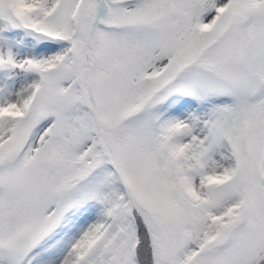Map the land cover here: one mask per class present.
<instances>
[{"label":"snow or ice","instance_id":"1","mask_svg":"<svg viewBox=\"0 0 264 264\" xmlns=\"http://www.w3.org/2000/svg\"><path fill=\"white\" fill-rule=\"evenodd\" d=\"M0 264H264V0H0Z\"/></svg>","mask_w":264,"mask_h":264}]
</instances>
